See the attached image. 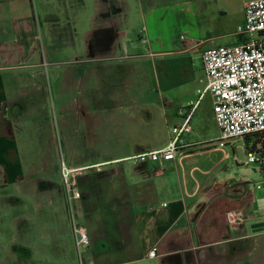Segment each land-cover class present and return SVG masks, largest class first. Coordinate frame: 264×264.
Returning <instances> with one entry per match:
<instances>
[{
    "label": "rangeland",
    "instance_id": "rangeland-1",
    "mask_svg": "<svg viewBox=\"0 0 264 264\" xmlns=\"http://www.w3.org/2000/svg\"><path fill=\"white\" fill-rule=\"evenodd\" d=\"M63 1L70 13L68 20ZM184 1L154 0L156 17H150L149 0H52L56 2V15L50 19L56 22L55 29L61 32L67 23L72 29V39L68 38L64 44L60 40L50 42L51 48L47 49L41 66L32 71L28 81L6 85L11 95L18 94L21 101L27 102L32 93L30 99L36 100L38 108L33 114L31 107H27L30 115L23 121L28 127L10 147L11 152L19 153L11 162L19 163L20 171L10 173L0 183V264H78L71 232L67 239L63 236L65 243L61 247L51 245L49 234L40 227H49L60 219L56 209L59 206L63 207L70 229L66 197L57 192L64 189L61 168L90 166L144 144L150 149L168 144L171 129L177 126L180 117L179 110L194 104L198 94L195 98H171L181 97L198 84L201 62L198 54L154 58L150 54L180 51L184 40L189 39H209L205 47L234 44L236 28L243 23V5L250 0L214 1L208 4L212 15L203 20L193 17L191 26L175 17ZM165 10L166 16L160 19ZM103 15L117 17L118 28L125 31L119 47L101 46L109 41L98 32ZM40 29L43 35L47 28L43 24ZM39 45L44 51L47 43L43 36ZM186 83L188 86H183ZM20 90L24 95L28 92L27 96L19 95ZM31 115H36L35 132L34 125L26 123ZM190 126L192 133L183 136V140L189 136L186 140L197 146L196 151H206L201 154L202 159L218 160L225 155L233 159L225 161L216 172L241 174L242 170L254 167L238 164L245 161L246 142H258L254 137L230 141L223 148L215 146L220 133L212 115L210 94L200 100ZM93 172L95 167L83 173ZM15 176L18 180L12 183ZM45 191L55 203L53 207L39 209L36 202L46 198ZM73 205L74 202L72 209ZM40 231L45 236L41 240ZM80 253L82 262L87 263L84 252Z\"/></svg>",
    "mask_w": 264,
    "mask_h": 264
},
{
    "label": "crops",
    "instance_id": "crops-1",
    "mask_svg": "<svg viewBox=\"0 0 264 264\" xmlns=\"http://www.w3.org/2000/svg\"><path fill=\"white\" fill-rule=\"evenodd\" d=\"M149 1L148 15L156 17L154 0ZM214 1L217 0H186L180 3L182 7L175 17L191 26L193 17L203 20L212 15L208 4ZM63 2L68 20L67 2ZM55 4L52 0H0V183L9 178L10 173L20 171L19 163L11 162L19 153L16 150L11 152L10 147L28 127L23 121L28 114L27 107H31L33 114L37 107L36 100L30 99L32 93L27 102L21 101L18 94L11 95L6 85L28 81L32 71L41 66L47 49L51 48L49 43L60 40L64 44L73 36L66 21L61 32L55 29L56 22L50 19L56 15ZM166 14L167 10L160 19ZM241 17L243 22V11ZM117 23V17L103 15L98 32L106 35L109 41L102 47H119L120 39L126 33L121 32ZM43 24L47 29L42 35L40 27ZM42 36L47 43L44 51L39 45ZM208 40H184L180 51L156 52L150 56L198 54L201 62L202 51L214 48L205 47ZM206 85L201 63L198 84L191 86L181 97L172 96L171 100L187 96L195 98ZM183 86L187 87L188 83ZM34 87L40 89L38 84ZM22 94L20 90L19 95ZM164 101L169 103L166 99ZM199 104L190 122L196 117ZM35 117L31 115L26 122L34 125V132L37 129ZM179 122H182L180 117L177 126ZM190 128L188 135L192 133ZM186 138V147L163 167L127 160L143 152L164 148L150 149L146 144L90 166L72 167L84 171L95 167L96 172L85 175L83 171L75 177L74 189L80 197L71 199L70 203L65 189L57 191L60 197H66L70 229L65 222L63 207L56 206L60 219L53 225L50 223L49 227L40 225L41 231L49 234L51 245L63 247V236L67 239L70 232L73 235L72 224L83 227L89 242L83 258L93 264H264V231L251 230L252 225L264 222L263 173L256 166L250 171L242 170L241 174L238 171L232 175L216 172L225 161L233 162V159L227 155L218 160L202 159L201 154L206 151H196L197 146ZM252 144L246 142L248 148ZM238 164L244 166L243 162ZM102 167L110 168L102 171ZM12 180L14 183L18 179L13 177ZM46 192V198L36 202L39 209L54 206L55 199ZM235 212H241L249 219L230 228L227 215ZM41 231L40 240L45 237ZM153 248L157 249L156 256L149 259L147 253ZM69 250L73 251L71 247ZM64 253L67 256L66 250Z\"/></svg>",
    "mask_w": 264,
    "mask_h": 264
},
{
    "label": "built area",
    "instance_id": "built-area-1",
    "mask_svg": "<svg viewBox=\"0 0 264 264\" xmlns=\"http://www.w3.org/2000/svg\"><path fill=\"white\" fill-rule=\"evenodd\" d=\"M244 19L236 28V42L229 46L209 48L201 53L202 68L207 85L198 91L194 104L179 110L181 124L171 129V138L163 149L143 152L127 160L133 163H155L163 167L175 159L186 146L183 136L191 131V117L203 96L212 98V113L220 137L215 143L218 148L234 140L254 137L258 142L248 148L244 165H254L264 173V0H250L243 5ZM84 169L61 168V178L67 200L80 197L74 189L75 177ZM246 217L241 212L227 215V225L236 228ZM74 245L81 253L88 247V236L83 227L72 224ZM157 249L147 253L149 259L156 256ZM80 254V256H79ZM85 264H93L87 262Z\"/></svg>",
    "mask_w": 264,
    "mask_h": 264
},
{
    "label": "water",
    "instance_id": "water-1",
    "mask_svg": "<svg viewBox=\"0 0 264 264\" xmlns=\"http://www.w3.org/2000/svg\"><path fill=\"white\" fill-rule=\"evenodd\" d=\"M253 232L264 231V222L257 223L251 226Z\"/></svg>",
    "mask_w": 264,
    "mask_h": 264
}]
</instances>
